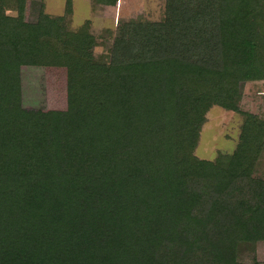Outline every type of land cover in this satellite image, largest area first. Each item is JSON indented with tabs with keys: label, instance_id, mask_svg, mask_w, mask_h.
Here are the masks:
<instances>
[{
	"label": "trees",
	"instance_id": "16d2710c",
	"mask_svg": "<svg viewBox=\"0 0 264 264\" xmlns=\"http://www.w3.org/2000/svg\"><path fill=\"white\" fill-rule=\"evenodd\" d=\"M3 1L24 0H0V13ZM206 1L225 12L211 45L191 17L178 41L156 29L132 56L111 47L109 61L95 58L89 26L50 48L49 14L0 27V264H240L256 251L264 120L245 111L232 152L209 159L194 148L209 106L240 110V83L264 79V24L251 23L264 2ZM46 51L68 67L70 115L19 100L20 64Z\"/></svg>",
	"mask_w": 264,
	"mask_h": 264
},
{
	"label": "rangeland",
	"instance_id": "374dc122",
	"mask_svg": "<svg viewBox=\"0 0 264 264\" xmlns=\"http://www.w3.org/2000/svg\"><path fill=\"white\" fill-rule=\"evenodd\" d=\"M205 1H178V3L173 4L174 6L166 9L167 0L159 2L158 5L144 6L136 5L135 0V7L125 6L123 11L119 10L120 12L118 11V13L106 10L105 12H101L100 15H90V24L85 23V19H79V16L86 15L87 5L85 7L78 4L77 11L79 12L76 16L70 6L67 7V10L63 14H52L47 12L46 7L37 4L39 0H24L23 3L15 2L14 5H9L6 1H3L1 3L3 4L1 5L3 13H0V21H6L3 18L4 15H10L15 20L10 19L5 23H0V27L4 24H7L5 26H15L16 23L19 24V21L22 23H36L43 18V14H49L55 20L54 27L58 28L52 31V33L50 31L43 35L46 48H50L56 47V44L60 41L63 42L64 33L61 32L64 31L68 34L70 31H76L83 26H89L90 32L96 37L97 45L93 47L95 58L109 61L112 59L111 47L119 48L126 55L135 54L138 45H143L141 42L146 41L147 35L151 36L149 32L156 29L160 32L162 28H169L171 32H174L175 40L178 41L181 38L180 32H183L185 21L191 17L195 18L196 30L200 31L202 28V32L205 35L200 31L201 37H208L206 43L207 45H211L212 40L214 41L216 34L219 32L221 16L225 12H220L221 9H218L217 5H208L207 1ZM260 2H264V0H260ZM199 3L203 7L208 5L210 8H207V11L210 14L195 15V10H197L196 8ZM82 4L87 3L84 1ZM233 4L234 2H231L229 6L231 7ZM259 5L261 6L260 10L251 18L253 25L264 24V4L262 6L259 3ZM120 8L122 6H119ZM113 17H115L114 20ZM129 23H132L133 26L127 32V25ZM23 29L22 34L26 38L30 34L29 27L24 26ZM67 30L70 31L68 32ZM167 35L164 37V44L161 45L164 50L170 48L169 45L165 44L168 39ZM190 37H194L192 31ZM215 42L213 45H215ZM46 52L45 57L40 62H24L20 64L18 71L20 88L16 91L20 97L19 100H21L22 105L27 109L40 111L48 118H52L56 113L64 116L70 115L74 109L71 106L69 98L68 67L64 62L60 64L49 63L48 60L51 58L52 53L50 51ZM105 63L107 62L105 61ZM90 82V80H86L88 84L85 86L90 87V84L95 85L97 80L95 79L93 83ZM240 88L243 93L242 99L238 103L241 108L240 110L230 109L218 103L209 106L205 114L198 142L194 148V153L199 157L214 159L221 152L228 153L234 151L240 140L242 126L245 121V111L255 114L259 117L258 119L264 120V79L242 81ZM261 145L264 147V140ZM261 164L264 174V152ZM239 259L241 261L240 264H264V240L257 243L256 251L246 250L241 252Z\"/></svg>",
	"mask_w": 264,
	"mask_h": 264
},
{
	"label": "crops",
	"instance_id": "0c3cea01",
	"mask_svg": "<svg viewBox=\"0 0 264 264\" xmlns=\"http://www.w3.org/2000/svg\"><path fill=\"white\" fill-rule=\"evenodd\" d=\"M38 1V0H37ZM84 1L87 4H82ZM159 2H163V0H136V5L138 6H144V5H158ZM37 4L43 5L46 7L47 12L52 14H63L67 10V7L70 6L72 8L73 13L77 16V7L78 4H81L82 6L87 5L88 9L85 16H79L80 20L85 19V21L91 20L90 15H100L101 12L108 11H123V8L125 6L127 7H135V0H39ZM119 6H122V8L119 9ZM86 7V6H85ZM126 10V8H125ZM119 11V12H120ZM117 15V14H116ZM84 17V18H83ZM116 17V16H115ZM113 17V20L115 19Z\"/></svg>",
	"mask_w": 264,
	"mask_h": 264
}]
</instances>
